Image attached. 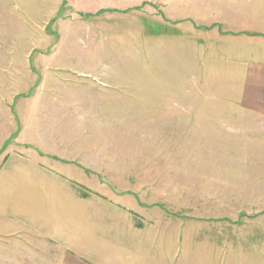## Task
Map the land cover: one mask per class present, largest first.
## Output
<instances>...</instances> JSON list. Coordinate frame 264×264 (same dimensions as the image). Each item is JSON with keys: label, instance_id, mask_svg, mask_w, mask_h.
<instances>
[{"label": "rangeland", "instance_id": "obj_1", "mask_svg": "<svg viewBox=\"0 0 264 264\" xmlns=\"http://www.w3.org/2000/svg\"><path fill=\"white\" fill-rule=\"evenodd\" d=\"M261 60L264 0H0V192L130 193L264 254V120L238 100Z\"/></svg>", "mask_w": 264, "mask_h": 264}, {"label": "crops", "instance_id": "obj_2", "mask_svg": "<svg viewBox=\"0 0 264 264\" xmlns=\"http://www.w3.org/2000/svg\"><path fill=\"white\" fill-rule=\"evenodd\" d=\"M240 74V104L264 120V61L249 62ZM50 168L43 175L54 180L79 176L71 167ZM27 189L39 198L16 195ZM0 193L9 194L0 211L23 218L0 223V264H264L259 252L223 251L206 220L174 216L130 193L85 201L72 186L17 182Z\"/></svg>", "mask_w": 264, "mask_h": 264}]
</instances>
